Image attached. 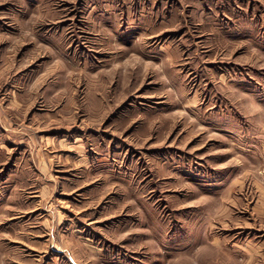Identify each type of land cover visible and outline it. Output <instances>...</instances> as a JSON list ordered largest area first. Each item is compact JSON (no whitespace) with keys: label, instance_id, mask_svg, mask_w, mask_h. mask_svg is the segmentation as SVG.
Returning <instances> with one entry per match:
<instances>
[{"label":"rangeland","instance_id":"rangeland-1","mask_svg":"<svg viewBox=\"0 0 264 264\" xmlns=\"http://www.w3.org/2000/svg\"><path fill=\"white\" fill-rule=\"evenodd\" d=\"M263 120L264 0H0V264H236Z\"/></svg>","mask_w":264,"mask_h":264},{"label":"crops","instance_id":"crops-1","mask_svg":"<svg viewBox=\"0 0 264 264\" xmlns=\"http://www.w3.org/2000/svg\"><path fill=\"white\" fill-rule=\"evenodd\" d=\"M233 121H226L232 132ZM239 126L240 140L251 137L256 144V162L250 172L244 164L239 173L228 177L224 190L228 231L224 252L236 264H264V120L253 125L251 134L244 122ZM214 241L218 243L216 236Z\"/></svg>","mask_w":264,"mask_h":264},{"label":"bare ground","instance_id":"bare-ground-1","mask_svg":"<svg viewBox=\"0 0 264 264\" xmlns=\"http://www.w3.org/2000/svg\"><path fill=\"white\" fill-rule=\"evenodd\" d=\"M228 124V123H227Z\"/></svg>","mask_w":264,"mask_h":264}]
</instances>
